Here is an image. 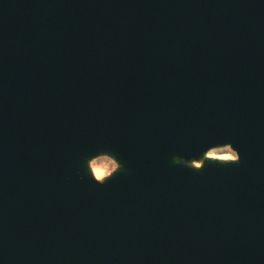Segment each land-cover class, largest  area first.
Masks as SVG:
<instances>
[{
  "label": "water",
  "instance_id": "water-1",
  "mask_svg": "<svg viewBox=\"0 0 264 264\" xmlns=\"http://www.w3.org/2000/svg\"><path fill=\"white\" fill-rule=\"evenodd\" d=\"M0 264H264V0H0Z\"/></svg>",
  "mask_w": 264,
  "mask_h": 264
},
{
  "label": "clouds",
  "instance_id": "clouds-1",
  "mask_svg": "<svg viewBox=\"0 0 264 264\" xmlns=\"http://www.w3.org/2000/svg\"><path fill=\"white\" fill-rule=\"evenodd\" d=\"M241 161L239 151L231 144H218L210 146L202 153L201 158L192 159L191 167L196 171H202L206 163L228 165L238 164ZM176 163H189L182 157H175ZM123 168L122 163L109 152H100L86 162V174L97 184H105L114 174ZM84 179V176H81Z\"/></svg>",
  "mask_w": 264,
  "mask_h": 264
}]
</instances>
